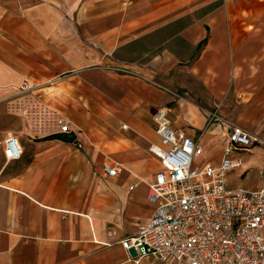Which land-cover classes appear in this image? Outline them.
I'll list each match as a JSON object with an SVG mask.
<instances>
[{"label":"crops","instance_id":"1","mask_svg":"<svg viewBox=\"0 0 264 264\" xmlns=\"http://www.w3.org/2000/svg\"><path fill=\"white\" fill-rule=\"evenodd\" d=\"M177 85L193 99H177ZM23 87L44 92L73 144L46 142L11 111ZM157 111L206 145L226 140L223 122L243 128L258 143L235 156L262 168L264 0H0V264H164L131 261L119 244L154 214ZM9 134L24 149L13 162Z\"/></svg>","mask_w":264,"mask_h":264},{"label":"built area","instance_id":"2","mask_svg":"<svg viewBox=\"0 0 264 264\" xmlns=\"http://www.w3.org/2000/svg\"><path fill=\"white\" fill-rule=\"evenodd\" d=\"M22 93L34 95L30 87H23ZM52 117L47 134L39 127L43 138L72 133L69 124ZM155 119L159 144L152 145L150 153L162 170L149 186L148 202L154 214L136 236L120 241L129 259L151 257L164 264H264V187L230 189L227 181L229 174L244 165L235 153L256 147L250 132L227 126V145L216 167L200 164L205 153L203 135L192 139L178 133L164 111ZM4 155L7 162L24 155L13 134L5 141ZM261 165L264 175V154ZM103 172L116 178L122 170L105 166Z\"/></svg>","mask_w":264,"mask_h":264},{"label":"rangeland","instance_id":"3","mask_svg":"<svg viewBox=\"0 0 264 264\" xmlns=\"http://www.w3.org/2000/svg\"><path fill=\"white\" fill-rule=\"evenodd\" d=\"M184 68V66H181ZM180 68V69H183ZM175 74L178 75L179 73L175 71ZM177 89V99H184L190 101V99H193V95L189 93L187 90H185L182 86L176 87ZM44 92H37L34 95H27V99L25 101V104L23 103L22 107L18 106V104L12 103L11 104V111L14 112L15 109L20 107L21 109L23 108V112L26 113L27 119L29 120V126H34L35 120L37 121V126L38 128H42V134H47V128H49L53 123V117H52V112L49 109H44V107H41V101H42V96ZM158 111L156 112V114ZM228 125H234L232 123H221L219 126H222L223 128H226ZM33 128V127H31ZM225 130V129H224ZM15 135V134H14ZM202 136V135H201ZM200 136V137H201ZM48 136H44V138H47ZM257 142V140H256ZM258 143V142H257ZM202 145L205 147V153L204 156L200 159V164H204L206 159H210V163L213 166H218V163L220 161V155L223 153L222 149L224 150L226 147L225 143V136L224 135H218L212 142L206 145L205 141L202 140ZM256 150V147H254L253 151ZM247 155L248 159L247 160H255L258 161V153H253ZM246 163L247 161H244V166L242 169L236 170L232 174H229V184L231 187L237 188V187H244L246 190H252V185H257L258 184V176L259 174L261 175V169H246ZM248 170L246 176L243 178L241 177V172L242 170ZM260 172V173H259Z\"/></svg>","mask_w":264,"mask_h":264},{"label":"water","instance_id":"4","mask_svg":"<svg viewBox=\"0 0 264 264\" xmlns=\"http://www.w3.org/2000/svg\"><path fill=\"white\" fill-rule=\"evenodd\" d=\"M46 142L60 141L64 143L73 144L76 141V136L73 133L70 134H56L45 138Z\"/></svg>","mask_w":264,"mask_h":264}]
</instances>
